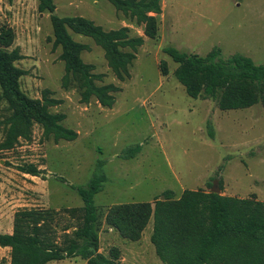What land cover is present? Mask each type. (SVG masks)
Returning <instances> with one entry per match:
<instances>
[{"label": "rangeland", "instance_id": "374dc122", "mask_svg": "<svg viewBox=\"0 0 264 264\" xmlns=\"http://www.w3.org/2000/svg\"><path fill=\"white\" fill-rule=\"evenodd\" d=\"M54 3L59 17L81 16L105 31L127 27L130 37L141 36L144 43L137 49L130 78L120 82L104 51L90 38L70 32L76 42L88 46L81 58L103 77L96 84L121 89L111 109L95 99L82 103L76 84L63 87L61 49L53 45L50 18L39 13L38 0H0V25L14 30L12 48L22 56L15 64L25 72L19 80L21 91L31 99L48 92L59 101L50 111L64 114L63 125L78 134L74 141L55 143L34 124L29 139L0 151V233L11 232L13 215L20 209L82 207L77 189L96 174L105 177L102 191L94 196L101 213L99 234L109 229L103 222L109 207L153 202L167 190L175 199L184 190L202 189L237 198L255 195L264 202L262 106L221 111L216 100L189 97L174 77L178 65L164 52L174 48L203 57L219 49L222 59L239 54L264 65V0H160L162 13L153 15L156 39L144 36L143 26L106 0ZM161 63L167 76L161 75ZM6 107L0 101V121L8 114ZM3 137L0 126V142ZM23 165H33L40 174L22 173L18 167ZM58 223L72 225L65 214ZM152 225L150 220L138 242L102 235L100 247L108 252L116 246L121 264H163L150 241ZM8 260L9 249L0 247V264Z\"/></svg>", "mask_w": 264, "mask_h": 264}, {"label": "trees", "instance_id": "16d2710c", "mask_svg": "<svg viewBox=\"0 0 264 264\" xmlns=\"http://www.w3.org/2000/svg\"><path fill=\"white\" fill-rule=\"evenodd\" d=\"M106 1L143 26L144 36L156 39L158 26L153 15L162 13L160 0ZM55 10L54 0H38L39 13L49 15L53 45L61 49L63 87L73 82L82 103L95 99L103 108L111 109L121 89L113 84H96L103 77L94 74L93 65L81 58L89 48L76 42L70 32L93 40L104 51L108 67L120 82L130 78L129 70L143 38L130 37L127 27L105 31L87 18L59 17ZM14 40V30L0 25V101L8 112L0 121L4 133L0 151L14 148L19 139H29L34 124L41 127L44 138H52L55 143L76 140L78 134L63 125L65 115L50 111L59 101L49 97L48 92L41 99H31L21 91L19 80L25 72L15 65L22 56L12 48ZM164 52L178 65L174 77L189 97L216 100L221 111L260 104L264 112V65H256L239 54L222 59L219 49L203 57L174 48H165ZM159 69L162 76L168 75L164 63ZM209 135L213 137V132ZM18 168L31 176L40 174L33 165ZM104 181L103 175L96 174L85 188L77 189L83 202L80 208L16 211L11 232L0 233V247L9 249V260L1 264H49L72 259L85 264H121V252L116 246L110 247L107 254L99 252L102 222L94 196L102 191ZM61 214L72 225L60 227ZM150 220V241L163 264H264V202L255 195L237 198L198 189L184 190L175 199L173 191L167 190L153 202L115 204L103 217L107 228L129 242L140 241Z\"/></svg>", "mask_w": 264, "mask_h": 264}, {"label": "crops", "instance_id": "0c3cea01", "mask_svg": "<svg viewBox=\"0 0 264 264\" xmlns=\"http://www.w3.org/2000/svg\"><path fill=\"white\" fill-rule=\"evenodd\" d=\"M104 233H100L99 234V242H100V246H101V241H102V235L104 236V237H106V238H108V239H114V240H116V238L118 237V238H121L120 236H119V234L116 232V231H114V230H112V229H104V230H102ZM10 233V232H9ZM151 233H152V230H151ZM150 233V234H151ZM103 237V238H104ZM114 246V245H113ZM99 252L100 253H103V254H107V252L104 250V249H102L101 247H100V249H99ZM72 260H74V261H77V260H79V259H72ZM57 262H59V261H57ZM57 262H52V263H49V264H57ZM82 263L81 264H85L83 261H81Z\"/></svg>", "mask_w": 264, "mask_h": 264}, {"label": "water", "instance_id": "95a60500", "mask_svg": "<svg viewBox=\"0 0 264 264\" xmlns=\"http://www.w3.org/2000/svg\"><path fill=\"white\" fill-rule=\"evenodd\" d=\"M214 191H218V190H214Z\"/></svg>", "mask_w": 264, "mask_h": 264}]
</instances>
